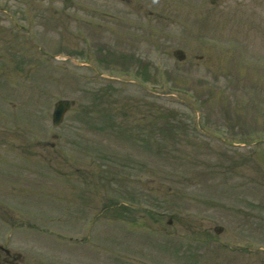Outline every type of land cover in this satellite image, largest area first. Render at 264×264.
Here are the masks:
<instances>
[{
  "label": "rangeland",
  "instance_id": "obj_1",
  "mask_svg": "<svg viewBox=\"0 0 264 264\" xmlns=\"http://www.w3.org/2000/svg\"><path fill=\"white\" fill-rule=\"evenodd\" d=\"M128 2L0 0V242L35 264H264V0Z\"/></svg>",
  "mask_w": 264,
  "mask_h": 264
},
{
  "label": "flooded vegetation",
  "instance_id": "obj_2",
  "mask_svg": "<svg viewBox=\"0 0 264 264\" xmlns=\"http://www.w3.org/2000/svg\"><path fill=\"white\" fill-rule=\"evenodd\" d=\"M0 264H34V261L17 251L0 248Z\"/></svg>",
  "mask_w": 264,
  "mask_h": 264
},
{
  "label": "water",
  "instance_id": "obj_3",
  "mask_svg": "<svg viewBox=\"0 0 264 264\" xmlns=\"http://www.w3.org/2000/svg\"><path fill=\"white\" fill-rule=\"evenodd\" d=\"M179 59H184V57L181 54L177 55ZM71 107L70 103L68 101H60L56 104L55 113H54V123L56 125L60 124L65 113L68 111V109ZM222 230H217V233H221Z\"/></svg>",
  "mask_w": 264,
  "mask_h": 264
},
{
  "label": "trees",
  "instance_id": "obj_4",
  "mask_svg": "<svg viewBox=\"0 0 264 264\" xmlns=\"http://www.w3.org/2000/svg\"><path fill=\"white\" fill-rule=\"evenodd\" d=\"M170 125V124H169ZM171 127H169V128H167L168 130V132H170L169 134H168V136H167V138L166 139H171V142H173V143H175V140H176V136H175V133L173 132L174 131V128L173 127H175L174 125H173V127H172V125H170ZM154 131H152V133H153ZM163 132V135L166 133V131H162ZM150 137V135L148 134V138Z\"/></svg>",
  "mask_w": 264,
  "mask_h": 264
}]
</instances>
